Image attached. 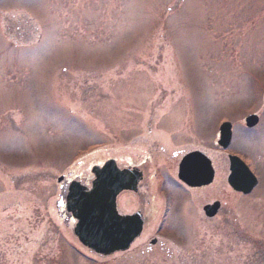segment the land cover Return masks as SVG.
Returning <instances> with one entry per match:
<instances>
[{
    "label": "rangeland",
    "instance_id": "374dc122",
    "mask_svg": "<svg viewBox=\"0 0 264 264\" xmlns=\"http://www.w3.org/2000/svg\"><path fill=\"white\" fill-rule=\"evenodd\" d=\"M227 121L229 151L262 182L222 227L198 218L199 246L191 216L164 225L182 264H264V0H0V264H130L88 253L59 221L58 179L143 158L135 136L222 150ZM210 225L220 242L206 247ZM170 258L158 246L141 264Z\"/></svg>",
    "mask_w": 264,
    "mask_h": 264
},
{
    "label": "flooded vegetation",
    "instance_id": "af4514ba",
    "mask_svg": "<svg viewBox=\"0 0 264 264\" xmlns=\"http://www.w3.org/2000/svg\"><path fill=\"white\" fill-rule=\"evenodd\" d=\"M166 122L171 124L173 120L163 121L164 124ZM163 126L169 125L165 124ZM141 138V136H135L130 141L135 143L148 140L145 142L147 145L146 156L141 158L138 155L136 161L127 160L124 164L121 163L119 157L114 156V162L117 167L121 170H127L130 179L136 180V183L131 188L123 189L117 194L118 212L121 215L131 216L133 226L140 223V233L132 241L128 249L115 252L111 257L113 256L115 260L121 261L126 256V260L130 264H141V261L152 254L155 248L163 246L166 254L172 257L170 259L175 258L176 262L174 264H182L180 256H172L169 248L166 247L167 241L163 236L164 225L170 221L175 223L185 222L186 217L191 216L192 237L197 231L199 232L198 229L194 231L198 226L199 219L203 222L212 221L213 223L216 221L218 226L222 227L229 220L231 210L233 214H236L235 209L240 207V203H247L248 196H252L256 191H259L258 187L262 182V175L255 174L257 184L246 191L242 189V184H245L247 177L245 174H241V169L233 167L231 159L233 156H241L230 152L229 146L227 148L219 146V149L222 150H215L214 146L206 148L188 145L189 147H179L180 149L171 153L169 148L173 147L167 148L164 142L159 143L160 140L152 141L148 138L142 140ZM172 142L173 140L168 144L171 146ZM212 143L214 145V141ZM192 152H196L197 155L192 159V180L191 183H188L178 173L181 170L180 163ZM156 153L168 156L170 161L176 159V165L173 168L171 166L164 169L161 166L153 167L152 159ZM241 158L245 161L243 157ZM74 179L82 184H90L89 178L79 179L78 176L72 175H67L66 177L68 181ZM236 183L239 186H236ZM188 203L191 205V213L188 212ZM239 211L237 216L241 218ZM57 213L59 221L72 229L75 220L70 216L66 208L57 209ZM210 227L207 236V239H210L209 242L207 241L206 247L214 246L215 243L219 244L220 242H218L220 237L218 232L215 231V227L211 225ZM175 230L177 238H185L178 225ZM195 237L193 238V243L199 246L200 240ZM213 238H217V242H214Z\"/></svg>",
    "mask_w": 264,
    "mask_h": 264
},
{
    "label": "water",
    "instance_id": "95a60500",
    "mask_svg": "<svg viewBox=\"0 0 264 264\" xmlns=\"http://www.w3.org/2000/svg\"><path fill=\"white\" fill-rule=\"evenodd\" d=\"M246 125L255 126L259 117L256 114L247 116ZM232 140V124L224 122L220 126L218 143L227 147ZM196 153L184 158L181 164L180 177L191 183L192 159ZM233 167L241 169L247 177L243 190H250L257 182L249 167L237 156L232 158ZM94 179L91 187L72 181L64 183V176L58 179L61 184L60 199L57 206L65 205L70 215L76 220L74 235L85 247L99 256H108L116 251L126 250L139 234L140 223L133 226L131 216L118 212L116 196L123 189H129L136 180L130 179L127 170H120L114 159L107 160L102 166L92 168ZM236 186H239L236 183ZM65 199V204H64Z\"/></svg>",
    "mask_w": 264,
    "mask_h": 264
}]
</instances>
